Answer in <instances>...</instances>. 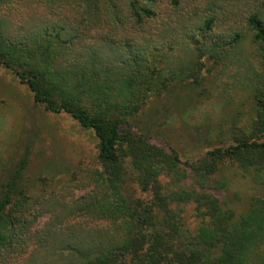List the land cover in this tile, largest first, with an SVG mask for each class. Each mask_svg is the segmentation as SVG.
Masks as SVG:
<instances>
[{"label": "trees", "instance_id": "obj_1", "mask_svg": "<svg viewBox=\"0 0 264 264\" xmlns=\"http://www.w3.org/2000/svg\"><path fill=\"white\" fill-rule=\"evenodd\" d=\"M237 1L0 0V66L45 111L89 129L98 164L76 195L35 194L22 186L20 160L0 187V264H264V194L237 212L212 191L223 183L213 179L221 166L264 186V84L254 89L250 130L194 162L152 144L129 122L172 80L196 83L201 57L227 58L222 45L234 47L238 31L220 37L218 48L203 46L214 27H229ZM245 9L264 70V1ZM182 44L197 60L169 65ZM125 162L143 197L123 190Z\"/></svg>", "mask_w": 264, "mask_h": 264}, {"label": "rangeland", "instance_id": "obj_2", "mask_svg": "<svg viewBox=\"0 0 264 264\" xmlns=\"http://www.w3.org/2000/svg\"><path fill=\"white\" fill-rule=\"evenodd\" d=\"M249 1L235 2L229 27L218 31L214 27L207 33L212 39L206 38L205 52L218 48L220 37L228 39L239 32L234 47L222 45L229 52L225 60L215 62L207 55L201 57L196 83L191 77L172 80L161 93L149 95L129 119L133 130L166 151L171 148L180 161L194 162L207 150L232 143L240 134H246L256 119L253 94L255 87L264 84V70L255 56L244 15L245 4L252 9L264 0H255L252 6ZM196 55L190 46L182 44L166 61L182 67L195 62ZM96 143L93 133L66 113H51L34 103L26 85L0 66V187L25 158L21 183L29 192L61 189L76 195L86 189L80 188L98 168ZM124 167L127 175L123 190L143 197L133 190L135 184L129 179L126 162ZM213 179L223 182L212 189L213 194L237 212L245 208L251 196L264 194V186L254 184L248 173L234 167H219ZM184 216L192 226L190 205L184 207ZM45 220L46 216H41L36 226Z\"/></svg>", "mask_w": 264, "mask_h": 264}]
</instances>
